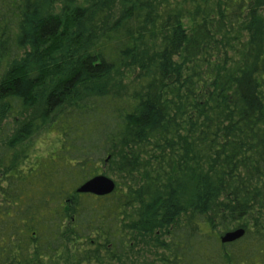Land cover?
Wrapping results in <instances>:
<instances>
[{
    "label": "trees",
    "instance_id": "1",
    "mask_svg": "<svg viewBox=\"0 0 264 264\" xmlns=\"http://www.w3.org/2000/svg\"><path fill=\"white\" fill-rule=\"evenodd\" d=\"M0 264H264V0H0Z\"/></svg>",
    "mask_w": 264,
    "mask_h": 264
},
{
    "label": "water",
    "instance_id": "2",
    "mask_svg": "<svg viewBox=\"0 0 264 264\" xmlns=\"http://www.w3.org/2000/svg\"><path fill=\"white\" fill-rule=\"evenodd\" d=\"M115 189V183L109 177L99 174L85 181L77 190L80 194L106 196ZM245 231L242 228L227 231L220 237L222 244L232 243L243 237Z\"/></svg>",
    "mask_w": 264,
    "mask_h": 264
},
{
    "label": "rangeland",
    "instance_id": "3",
    "mask_svg": "<svg viewBox=\"0 0 264 264\" xmlns=\"http://www.w3.org/2000/svg\"><path fill=\"white\" fill-rule=\"evenodd\" d=\"M53 142L54 138L51 132L49 130H43L24 144V147L29 150H35L41 155L49 151Z\"/></svg>",
    "mask_w": 264,
    "mask_h": 264
}]
</instances>
